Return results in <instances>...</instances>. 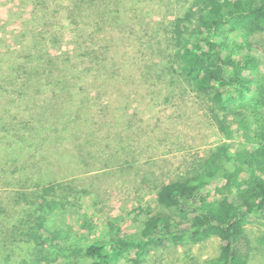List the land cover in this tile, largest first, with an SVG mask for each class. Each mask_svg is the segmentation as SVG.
<instances>
[{
    "label": "rangeland",
    "instance_id": "obj_1",
    "mask_svg": "<svg viewBox=\"0 0 264 264\" xmlns=\"http://www.w3.org/2000/svg\"><path fill=\"white\" fill-rule=\"evenodd\" d=\"M192 1L0 0V240L11 263L30 209L20 194L54 186L51 228L85 247L110 226L138 232L161 211L158 186L226 141L209 100L172 72V24ZM248 40L264 49V34ZM246 237L248 264H264V223ZM220 244L157 248L140 264H207Z\"/></svg>",
    "mask_w": 264,
    "mask_h": 264
},
{
    "label": "trees",
    "instance_id": "obj_2",
    "mask_svg": "<svg viewBox=\"0 0 264 264\" xmlns=\"http://www.w3.org/2000/svg\"><path fill=\"white\" fill-rule=\"evenodd\" d=\"M171 33L172 72L209 100L226 141L189 172L158 186L161 211L138 232L110 226L108 235L85 247L63 245V233L51 228L57 201L47 197L54 186L36 196L20 194L30 209L19 213L12 236L23 256L11 263L0 240V264H140L157 248L214 237L219 255L207 264L249 263L246 227L264 223V61L253 53L264 49L248 39L264 34V0H193Z\"/></svg>",
    "mask_w": 264,
    "mask_h": 264
}]
</instances>
